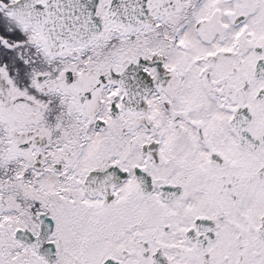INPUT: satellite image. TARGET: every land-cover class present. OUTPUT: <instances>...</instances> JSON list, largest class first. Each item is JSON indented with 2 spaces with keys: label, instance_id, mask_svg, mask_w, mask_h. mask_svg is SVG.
<instances>
[{
  "label": "snow or ice",
  "instance_id": "snow-or-ice-1",
  "mask_svg": "<svg viewBox=\"0 0 264 264\" xmlns=\"http://www.w3.org/2000/svg\"><path fill=\"white\" fill-rule=\"evenodd\" d=\"M0 264H264V0H0Z\"/></svg>",
  "mask_w": 264,
  "mask_h": 264
}]
</instances>
